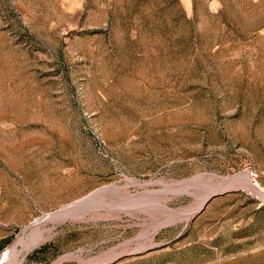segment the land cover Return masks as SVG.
I'll return each instance as SVG.
<instances>
[{
	"label": "rangeland",
	"instance_id": "1",
	"mask_svg": "<svg viewBox=\"0 0 264 264\" xmlns=\"http://www.w3.org/2000/svg\"><path fill=\"white\" fill-rule=\"evenodd\" d=\"M0 255L264 264V0H0Z\"/></svg>",
	"mask_w": 264,
	"mask_h": 264
},
{
	"label": "bare ground",
	"instance_id": "2",
	"mask_svg": "<svg viewBox=\"0 0 264 264\" xmlns=\"http://www.w3.org/2000/svg\"><path fill=\"white\" fill-rule=\"evenodd\" d=\"M251 175V174H250ZM250 175H247V178H248V176H250ZM245 176V173H242V174H239V175H237V177H235L234 176V179L235 178H238V179H242L243 177ZM229 178V177H228ZM231 178V177H230ZM229 178V179H230ZM250 178V177H249ZM248 178V179H249ZM232 179V178H231ZM251 180V179H250ZM253 180V179H252ZM231 182L230 180H228L227 179V182ZM233 181V180H232ZM228 182V183H229ZM250 183V182H249ZM253 183V182H252ZM256 184V183H255ZM181 186H182V184H180ZM251 186V185H250ZM102 192V191H101ZM100 193V191H98V192H95V194L93 193V194H91L89 197H87V198H84V199H82V200H78L77 202H75V203H72V204H69V206H65V208H62V210H60V211H58V212H54V213H46L43 217H40V218H38L35 222H34V226H35V231H36V236L34 235V239L37 241V242H39V241H42L43 239H44V234H45V232H42L41 230H40V227L42 226V225H44V224H47L48 222H52V221H60V220H64V219H67V218H69L72 214H73V211H74V209L75 208H77V206H82V205H88V204H91L92 203V201L93 202H95L96 201V197L98 196V194ZM208 202H204L203 204H202V206H205L206 204H207ZM166 208V207H165ZM170 211V216H169V221H171V222H174L176 219H178V218H180V215H181V212L180 211H177V210H169ZM171 222H168V223H171ZM31 225V224H30ZM33 226V227H34ZM27 228H28V226H27ZM30 228V227H29ZM31 229H32V227H31ZM25 230V229H24ZM29 231V230H28ZM26 233V232H25ZM20 237V236H19ZM33 237V236H32ZM28 238V237H27ZM29 239V238H28ZM33 239V240H34ZM48 239V238H47ZM27 240V239H26ZM28 242H33V241H30V240H28ZM35 242V241H34ZM33 242V243H34ZM32 243V244H33ZM29 245V244H28ZM11 248V247H10ZM29 248V247H28ZM7 251V250H6ZM23 252V251H22ZM3 254V253H2ZM7 255V254H6ZM5 255V256H6ZM0 257H1V255H0ZM4 257V256H3ZM2 258V257H1ZM1 258H0V260H1ZM4 259H5V257H4ZM5 261V260H4Z\"/></svg>",
	"mask_w": 264,
	"mask_h": 264
}]
</instances>
